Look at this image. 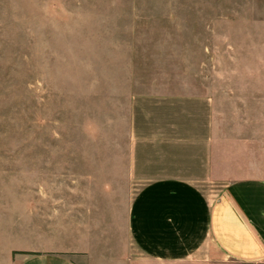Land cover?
Segmentation results:
<instances>
[{
  "label": "rangeland",
  "instance_id": "1",
  "mask_svg": "<svg viewBox=\"0 0 264 264\" xmlns=\"http://www.w3.org/2000/svg\"><path fill=\"white\" fill-rule=\"evenodd\" d=\"M208 73L220 95L264 73V0H0V264L38 190L71 194L49 185L112 149L132 94Z\"/></svg>",
  "mask_w": 264,
  "mask_h": 264
},
{
  "label": "crops",
  "instance_id": "2",
  "mask_svg": "<svg viewBox=\"0 0 264 264\" xmlns=\"http://www.w3.org/2000/svg\"><path fill=\"white\" fill-rule=\"evenodd\" d=\"M206 75L132 94L112 149L49 185L72 193L2 235L10 264H264V73Z\"/></svg>",
  "mask_w": 264,
  "mask_h": 264
},
{
  "label": "trees",
  "instance_id": "3",
  "mask_svg": "<svg viewBox=\"0 0 264 264\" xmlns=\"http://www.w3.org/2000/svg\"><path fill=\"white\" fill-rule=\"evenodd\" d=\"M23 253H29V254H30V253H32V252H27V251H25V252H23Z\"/></svg>",
  "mask_w": 264,
  "mask_h": 264
}]
</instances>
